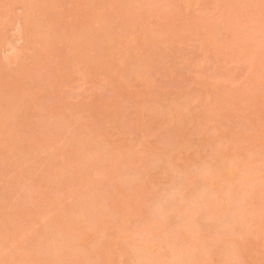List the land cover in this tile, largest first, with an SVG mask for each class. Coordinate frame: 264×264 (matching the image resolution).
<instances>
[{
  "label": "rangeland",
  "instance_id": "1",
  "mask_svg": "<svg viewBox=\"0 0 264 264\" xmlns=\"http://www.w3.org/2000/svg\"><path fill=\"white\" fill-rule=\"evenodd\" d=\"M0 264H264V0H0Z\"/></svg>",
  "mask_w": 264,
  "mask_h": 264
},
{
  "label": "bare ground",
  "instance_id": "2",
  "mask_svg": "<svg viewBox=\"0 0 264 264\" xmlns=\"http://www.w3.org/2000/svg\"><path fill=\"white\" fill-rule=\"evenodd\" d=\"M89 40V39H88ZM109 65V64H108ZM111 66V65H110ZM112 67V66H111ZM110 68V67H109ZM110 69H112V68H110ZM218 166H219V164H218ZM218 166H216V167H218ZM228 171V169L226 170V171H224V172H227ZM224 175V174H223ZM121 227V226H120ZM117 229V228H116ZM124 251V250H123ZM126 253V252H125ZM191 255V254H190Z\"/></svg>",
  "mask_w": 264,
  "mask_h": 264
}]
</instances>
